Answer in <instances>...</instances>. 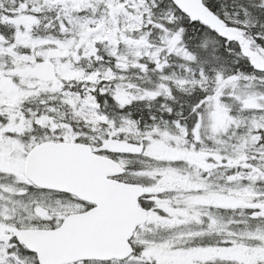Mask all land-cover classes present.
<instances>
[{
  "label": "snow or ice",
  "instance_id": "obj_1",
  "mask_svg": "<svg viewBox=\"0 0 264 264\" xmlns=\"http://www.w3.org/2000/svg\"><path fill=\"white\" fill-rule=\"evenodd\" d=\"M0 264H264V0H0Z\"/></svg>",
  "mask_w": 264,
  "mask_h": 264
}]
</instances>
